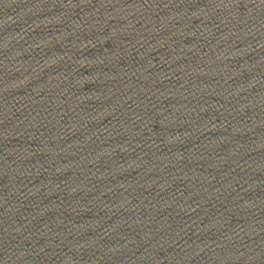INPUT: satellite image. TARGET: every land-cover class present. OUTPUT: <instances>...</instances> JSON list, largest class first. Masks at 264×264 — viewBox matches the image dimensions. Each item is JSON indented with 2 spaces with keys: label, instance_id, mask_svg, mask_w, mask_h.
<instances>
[{
  "label": "water",
  "instance_id": "95a60500",
  "mask_svg": "<svg viewBox=\"0 0 264 264\" xmlns=\"http://www.w3.org/2000/svg\"><path fill=\"white\" fill-rule=\"evenodd\" d=\"M264 126V0H0V264H42Z\"/></svg>",
  "mask_w": 264,
  "mask_h": 264
}]
</instances>
